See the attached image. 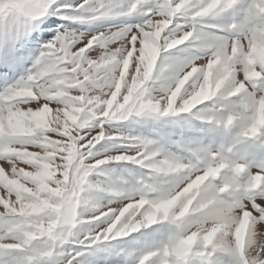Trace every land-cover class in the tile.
<instances>
[{
	"label": "snow or ice",
	"instance_id": "6c2138e0",
	"mask_svg": "<svg viewBox=\"0 0 264 264\" xmlns=\"http://www.w3.org/2000/svg\"><path fill=\"white\" fill-rule=\"evenodd\" d=\"M0 264H264V0H0Z\"/></svg>",
	"mask_w": 264,
	"mask_h": 264
}]
</instances>
